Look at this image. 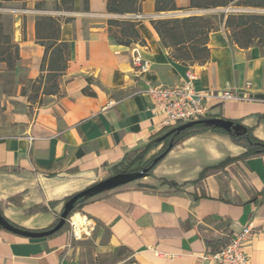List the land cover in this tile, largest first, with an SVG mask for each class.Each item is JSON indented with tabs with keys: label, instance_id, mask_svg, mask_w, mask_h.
<instances>
[{
	"label": "crops",
	"instance_id": "1",
	"mask_svg": "<svg viewBox=\"0 0 264 264\" xmlns=\"http://www.w3.org/2000/svg\"><path fill=\"white\" fill-rule=\"evenodd\" d=\"M45 2L44 10L36 9L37 1H28L25 8L13 11V37L20 49L17 68L26 66L29 80L41 73L44 48L37 43L35 30L41 15L61 18L71 60L60 80L63 95L35 107L32 116L19 114L12 133L0 131V209L17 226L32 231L50 228L65 205L51 207V202L99 182L126 154L145 147L162 130L146 92L149 84L174 87L188 70L196 75L197 90L235 91L239 100L217 105L212 115L238 121L264 141L261 48L239 47L221 26L209 37L210 61L184 65L173 60L152 25L157 19L205 16L220 9H194L191 0H175L177 11L158 13L156 0H144L139 31L145 43L123 46L110 38L108 21L134 15L109 14L108 0H88L89 10L84 0H74L70 12L55 10L60 0ZM134 46L152 64L145 76L133 69ZM88 79L95 97L83 94ZM244 152L228 135L209 131L189 137L161 161L154 178L96 196L77 215L108 232L109 251L125 248L136 264H214L203 260L214 250L208 242L228 244L251 227L253 238L245 251L253 264H264V156L232 164L198 184L174 188L162 182L194 181L204 169ZM79 261L80 250L69 233L30 239L0 229V264Z\"/></svg>",
	"mask_w": 264,
	"mask_h": 264
},
{
	"label": "trees",
	"instance_id": "2",
	"mask_svg": "<svg viewBox=\"0 0 264 264\" xmlns=\"http://www.w3.org/2000/svg\"><path fill=\"white\" fill-rule=\"evenodd\" d=\"M28 1H37V10L45 9V0H0V9L4 8L5 3L12 2H22L23 8H25L26 2ZM84 1L85 9L89 10L88 0ZM143 1L108 0L107 11L109 14L120 16L141 15L143 13ZM229 6L264 8V0H191V8L194 9L211 10L227 8ZM73 9L74 0H60V2L55 4L56 11L70 12ZM155 9L158 13L178 10L175 0H156ZM225 18L226 21L224 24L229 32L228 38L239 47L249 49L255 46V40L264 38V16H246L242 14H230L227 16L225 13H220L216 15L157 19L152 21V25L158 33L163 47L170 51L173 60L184 65H205L210 61V48L208 47L210 34L220 29ZM5 20V15L0 13V60L6 64L9 71H14L16 63L20 60V49L19 45L14 41L13 31H6ZM71 21L72 19L65 20L66 23ZM62 24L63 21L61 18L51 15H41L36 20L35 30L37 43L44 48L41 73L37 79L30 81V90L24 89L22 92V95L28 98V103L33 108L47 106L52 102L53 98L63 95L60 80L69 68L71 44L62 39ZM139 25L140 20L137 19H110L108 21L109 36L115 43L123 46H131L134 43L144 44L145 40L140 34ZM25 28L26 23L23 21V35ZM240 35H243L244 39H241ZM88 82L89 85L83 89V94L89 97H95L96 93L91 88L92 80L88 79ZM45 98H49V101L45 102ZM209 118H215V116L210 115ZM233 122L235 125H239L241 129L239 132L229 133L219 128L195 125L179 133L175 132L165 140L160 141L164 135L183 124L176 127L162 128L160 132L151 137L149 143L145 146L146 151L152 147H162L160 153L143 162L144 152H140L139 150L133 151L136 152L134 158L129 156L130 153L126 154L119 163L111 167V170L114 175H117L140 172L147 169V176H150L162 161L156 162V159L166 153L170 146L172 147L171 150H173L181 141L209 131L228 135L234 143L243 147L245 152L238 157H228L219 164L204 169L194 181L178 184L174 181L163 179L162 182L164 184L174 188L183 187L188 183L198 184L210 174L225 171L232 164L246 162L253 157L264 156V141L255 137L251 128L242 125L238 121ZM74 195L68 196L61 201H53L50 203V206L56 207L61 203L65 204ZM87 201L84 199L79 200L73 213ZM42 210L46 209L43 208ZM61 213L56 223L44 231L53 229L58 224ZM7 220L14 226L19 227L9 219ZM0 229L2 228L0 227ZM70 229V223L67 222L59 232L50 237L64 233L70 234ZM216 245H220V247L214 248ZM226 245L227 243L225 244L224 240L208 242V246L214 249L213 252L220 250Z\"/></svg>",
	"mask_w": 264,
	"mask_h": 264
},
{
	"label": "built area",
	"instance_id": "3",
	"mask_svg": "<svg viewBox=\"0 0 264 264\" xmlns=\"http://www.w3.org/2000/svg\"><path fill=\"white\" fill-rule=\"evenodd\" d=\"M141 18V15L134 16V19L137 20ZM132 53V65L135 73L145 76L151 71V62L145 58L139 46H134ZM195 81V73L188 70L179 84L174 87L149 84L146 92L153 99V115L160 119L162 128L209 119L213 108L217 105L239 100V96L232 89L223 91L197 90ZM75 215L73 214L68 219L72 241L82 240L92 231L91 221L84 216H82L85 220L83 227L78 230L74 221ZM252 238V228L246 227L220 250L206 253L203 260L214 264H253L251 257L245 251Z\"/></svg>",
	"mask_w": 264,
	"mask_h": 264
},
{
	"label": "rangeland",
	"instance_id": "4",
	"mask_svg": "<svg viewBox=\"0 0 264 264\" xmlns=\"http://www.w3.org/2000/svg\"><path fill=\"white\" fill-rule=\"evenodd\" d=\"M17 9H23L22 2L5 3L4 8L0 9V13L6 17L5 23L7 32L14 31L15 22L13 11ZM218 9H220V12L216 14L225 13L227 16L230 14L264 16V8L229 6L227 8ZM225 21L226 18L221 24L222 27H225ZM240 38L244 39V36L240 35ZM254 45L261 48L264 52V38L255 40ZM17 63L15 70L9 71L6 64L0 60V131L4 134L13 132V121L19 114H28L29 116L34 114V108L29 105L28 98L22 95L23 90H30L31 85V80H29L27 76V67L21 66L18 69ZM48 101L49 98H45V102ZM161 148L162 147H152L148 151H146L145 147L140 149V152H144L143 162L160 153ZM129 156L134 158L136 152L130 153ZM154 171L155 170H153L149 177L154 178ZM113 175L110 168L103 173L102 180L100 181ZM149 181H151V179ZM79 210L80 208H77L73 214H79ZM92 228L89 236L84 237L82 240L74 241L75 247L80 250L79 264H136L131 252L127 249L119 248L115 252H111L106 248L109 242V234L107 231L97 227L95 228V226H92Z\"/></svg>",
	"mask_w": 264,
	"mask_h": 264
},
{
	"label": "water",
	"instance_id": "5",
	"mask_svg": "<svg viewBox=\"0 0 264 264\" xmlns=\"http://www.w3.org/2000/svg\"><path fill=\"white\" fill-rule=\"evenodd\" d=\"M195 125H204L210 128H213V127L219 128L229 133L239 132L241 130L239 125H235L234 122L231 120H227L223 118H209V119L189 122L177 128H174L172 131L164 135L160 139V141L165 140L166 138H168L171 134L175 132L179 133ZM171 148L172 147L170 146L169 150L166 153L158 157L156 159V162L163 160L166 157L167 153H169ZM147 173H148V170L145 169L140 172H131V173L113 175L103 181L97 182L87 187L86 189H84L83 191L79 193H76L74 197H72L69 201L65 203L63 207V211L60 215V220L58 224L53 229H50L48 231H32V230L23 229L21 227H16L7 220V218L3 215L1 209H0V227L5 231H8L10 233H13L15 235H19L25 238L43 239V238L50 237L56 234L57 232H59L65 226V224L68 222L70 215L75 210L76 204L79 200L81 199L90 200L110 190L139 181L141 179L146 178Z\"/></svg>",
	"mask_w": 264,
	"mask_h": 264
},
{
	"label": "bare ground",
	"instance_id": "6",
	"mask_svg": "<svg viewBox=\"0 0 264 264\" xmlns=\"http://www.w3.org/2000/svg\"><path fill=\"white\" fill-rule=\"evenodd\" d=\"M74 221L77 224L78 230H81L85 222L84 218H82L80 215H77L76 217H74Z\"/></svg>",
	"mask_w": 264,
	"mask_h": 264
}]
</instances>
